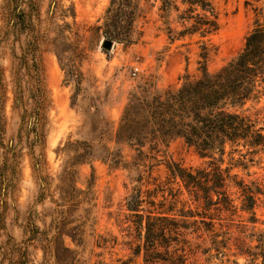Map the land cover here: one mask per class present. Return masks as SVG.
Instances as JSON below:
<instances>
[{
  "label": "rangeland",
  "instance_id": "obj_1",
  "mask_svg": "<svg viewBox=\"0 0 264 264\" xmlns=\"http://www.w3.org/2000/svg\"><path fill=\"white\" fill-rule=\"evenodd\" d=\"M131 1L0 0V264H145L123 223L128 197L147 180L116 133L124 109L135 94L175 90L186 73L200 75L203 42L216 47L208 69L226 65L244 48L255 8L264 7L215 0L218 32L180 37L177 13L162 11L163 0ZM241 149L222 167L262 188L255 211L264 232V152L244 157ZM158 159L146 164L161 180L169 161L208 160L181 139ZM236 196V219L246 220ZM207 257L199 254L204 264H249Z\"/></svg>",
  "mask_w": 264,
  "mask_h": 264
},
{
  "label": "trees",
  "instance_id": "obj_2",
  "mask_svg": "<svg viewBox=\"0 0 264 264\" xmlns=\"http://www.w3.org/2000/svg\"><path fill=\"white\" fill-rule=\"evenodd\" d=\"M122 3L130 7L132 1ZM160 9L177 13L180 37H208L220 29L215 0H163ZM255 17L244 48L226 65L210 71L207 62L216 47L203 42L200 75L186 73L175 90L135 94L124 109L116 133L136 151L135 164L144 167L147 174L141 177L147 180L144 189L140 185L128 197L131 214L123 223L129 248L145 264H204L200 253L208 254L207 261L234 256L249 264L261 258L264 264V232L256 228L255 211L262 188L222 167L226 154L241 147L247 150L244 157L264 152V109L257 107L264 97L263 6L255 8ZM177 139L207 162L185 167L169 161V177H154V165L146 160H160ZM234 195L241 210L250 213L246 220L236 219L242 216Z\"/></svg>",
  "mask_w": 264,
  "mask_h": 264
},
{
  "label": "water",
  "instance_id": "obj_3",
  "mask_svg": "<svg viewBox=\"0 0 264 264\" xmlns=\"http://www.w3.org/2000/svg\"><path fill=\"white\" fill-rule=\"evenodd\" d=\"M113 46V41L112 40H105L103 42V47L110 50Z\"/></svg>",
  "mask_w": 264,
  "mask_h": 264
},
{
  "label": "built area",
  "instance_id": "obj_4",
  "mask_svg": "<svg viewBox=\"0 0 264 264\" xmlns=\"http://www.w3.org/2000/svg\"><path fill=\"white\" fill-rule=\"evenodd\" d=\"M138 71H139V68H136V71L134 72V75L137 74Z\"/></svg>",
  "mask_w": 264,
  "mask_h": 264
}]
</instances>
